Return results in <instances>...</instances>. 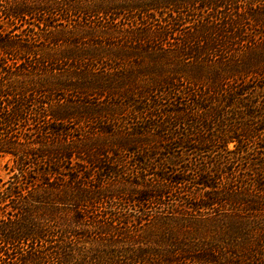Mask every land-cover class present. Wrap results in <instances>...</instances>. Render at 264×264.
Here are the masks:
<instances>
[{
	"label": "trees",
	"instance_id": "16d2710c",
	"mask_svg": "<svg viewBox=\"0 0 264 264\" xmlns=\"http://www.w3.org/2000/svg\"><path fill=\"white\" fill-rule=\"evenodd\" d=\"M0 264H264V0H0Z\"/></svg>",
	"mask_w": 264,
	"mask_h": 264
},
{
	"label": "rangeland",
	"instance_id": "374dc122",
	"mask_svg": "<svg viewBox=\"0 0 264 264\" xmlns=\"http://www.w3.org/2000/svg\"><path fill=\"white\" fill-rule=\"evenodd\" d=\"M5 162H6V159H2L0 158V176L1 177H5L6 176V171H5Z\"/></svg>",
	"mask_w": 264,
	"mask_h": 264
}]
</instances>
